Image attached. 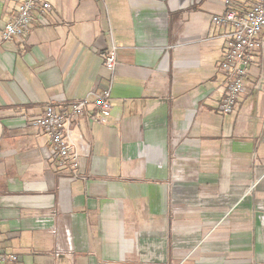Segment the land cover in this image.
I'll list each match as a JSON object with an SVG mask.
<instances>
[{
  "label": "crops",
  "instance_id": "1",
  "mask_svg": "<svg viewBox=\"0 0 264 264\" xmlns=\"http://www.w3.org/2000/svg\"><path fill=\"white\" fill-rule=\"evenodd\" d=\"M48 1L23 43L2 41L19 6L0 0V244L21 264H264V55L222 114L224 1ZM107 89L112 122L80 121L74 179L34 122ZM57 225L72 256L53 255Z\"/></svg>",
  "mask_w": 264,
  "mask_h": 264
},
{
  "label": "built area",
  "instance_id": "2",
  "mask_svg": "<svg viewBox=\"0 0 264 264\" xmlns=\"http://www.w3.org/2000/svg\"><path fill=\"white\" fill-rule=\"evenodd\" d=\"M18 4L16 17L7 23L2 31V41L19 40L27 42L37 22L35 13L46 14L52 9L48 0H15ZM226 11L216 14L212 19L214 26L229 28L230 32L224 36L226 53L220 65L226 75V94L221 102V112L230 115L238 106V102L245 92V83L253 55L260 50L264 55V0H223ZM250 2L248 10L242 12L241 5ZM118 46L111 42L104 54L105 67L111 81L119 66ZM113 92L101 90L92 92L84 100L72 103L63 109L53 104L45 107L42 115L34 122L49 139L51 159L59 171H69L74 179H85L82 174V162L91 155V146L85 138L76 133L82 120L103 125L112 121ZM50 217L57 219L56 213ZM56 240L53 255L56 259L72 256L74 240L69 228L59 225L50 230ZM0 264H21L20 256L13 254L0 244Z\"/></svg>",
  "mask_w": 264,
  "mask_h": 264
}]
</instances>
